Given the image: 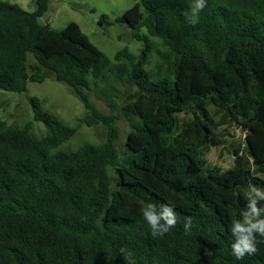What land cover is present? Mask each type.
Here are the masks:
<instances>
[{
    "label": "trees",
    "instance_id": "obj_1",
    "mask_svg": "<svg viewBox=\"0 0 264 264\" xmlns=\"http://www.w3.org/2000/svg\"><path fill=\"white\" fill-rule=\"evenodd\" d=\"M50 2L36 0L33 13L0 2V91L25 93L53 77L86 114L69 125L33 98L47 129L40 138L31 124L0 119V264H264V238L237 260L230 232L248 185L264 187V0H207L195 25L184 16L193 0H139L115 23L147 50L160 42L148 70L128 48L111 62L77 23H41ZM111 24L102 16L100 25ZM180 114L192 116L182 136ZM120 120L130 126L122 153ZM83 125H103L106 141L59 150ZM232 126L255 136L235 151L232 169L209 166L206 154ZM148 203L177 214L163 237L143 219Z\"/></svg>",
    "mask_w": 264,
    "mask_h": 264
},
{
    "label": "rangeland",
    "instance_id": "obj_2",
    "mask_svg": "<svg viewBox=\"0 0 264 264\" xmlns=\"http://www.w3.org/2000/svg\"><path fill=\"white\" fill-rule=\"evenodd\" d=\"M35 1L0 0V2L17 4L30 13L36 9ZM137 3L139 0H51L49 11L40 19V22L50 23L56 30L65 28L69 23H77L83 33L108 56L111 62H114V57L119 51L128 48L131 53L137 56L140 67L148 70L157 63V52L162 50L160 42L152 40L151 48L147 50L143 42L134 39L133 31L130 28L115 23ZM102 16H106L112 24L110 26L100 25ZM141 34H146L144 28L141 29ZM29 63L34 64L32 56L29 57ZM109 83V81L102 82L101 86ZM116 87L126 93L131 91L130 88L124 89L125 87L118 85ZM89 96L102 113H110V109L96 90L89 92ZM33 98H38L41 101L43 111L55 114L69 125L74 124L76 119L83 118L86 114L84 104L73 95L72 90L51 77L41 84L30 83L25 93L0 91V119L19 128L31 124L32 133L36 137L44 136L47 129L44 124L35 120V109L31 103ZM178 118L180 121L179 136H182L185 134L184 130L191 123L192 116L180 114ZM117 125L120 133L117 146L122 153L130 126L125 120L118 121ZM221 129L223 135L221 146L212 148L206 154L205 160L209 166H216L222 171H227L234 167L235 151L240 148L246 149L247 136H255V133L252 129L244 132L234 126ZM105 141L106 129L103 125L93 127L83 125L77 134L59 150L76 151L86 144H102Z\"/></svg>",
    "mask_w": 264,
    "mask_h": 264
},
{
    "label": "clouds",
    "instance_id": "obj_3",
    "mask_svg": "<svg viewBox=\"0 0 264 264\" xmlns=\"http://www.w3.org/2000/svg\"><path fill=\"white\" fill-rule=\"evenodd\" d=\"M205 7H207V0H193L189 10L184 12L188 23L197 24L199 15ZM262 201H264V187L249 184L245 210L240 212L239 219L232 221L230 227L233 237L232 254L237 260L255 255L257 244L260 242L257 236L264 238V207L259 206ZM141 211L153 238L163 237L177 224V214L174 208L167 204H161L158 208L155 203H148L142 207ZM191 226L192 219L187 217L184 223L186 234Z\"/></svg>",
    "mask_w": 264,
    "mask_h": 264
}]
</instances>
